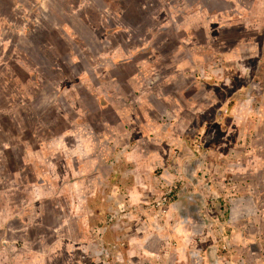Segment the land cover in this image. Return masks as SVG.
Instances as JSON below:
<instances>
[{
  "label": "rangeland",
  "instance_id": "rangeland-1",
  "mask_svg": "<svg viewBox=\"0 0 264 264\" xmlns=\"http://www.w3.org/2000/svg\"><path fill=\"white\" fill-rule=\"evenodd\" d=\"M105 92H112V97L105 100L109 106L101 109L102 114L129 108L130 115L132 108L141 106L145 117L137 126L125 112L123 122L114 123L113 129L130 136L122 142L119 135L120 145L111 148L108 164L97 159L100 170L117 172L116 158H125L128 145L142 144V151L151 153L149 171L159 189L145 201L115 202L107 216L104 207L94 208L87 192L94 188L90 195L94 204H104V181H89L92 169L84 162L107 151L99 144L94 151L86 150L89 140L92 143L90 131L99 130L94 126L95 100ZM128 122L141 132H131ZM77 130L73 137L81 143L80 172L77 178L70 175L64 180L79 183L78 196L71 194L79 208H71V196L53 194L44 201L34 196V208L40 205L48 211L64 206L59 216L64 225H51L58 220H52L51 211L41 220L34 211L36 217L25 228L16 222L17 228L9 231L0 223L4 236L0 264H88L84 258H70L61 235L68 232L73 216L84 218L91 208L97 225L105 217L104 226L115 223L126 232L107 244L113 252L127 249L137 235L145 239L154 228L151 224L171 235L175 264H187L178 254L189 253L194 245L185 243V250L173 237H178L174 229L178 223L192 226L193 240L201 242L206 241L201 235L204 224L210 222L208 240L221 244L224 252L231 250L226 241L232 239V222L245 226L257 243L261 241L264 0H0V178L5 176L9 183L12 170L24 171L22 166L19 171L23 152L37 173L32 176V188L58 186L57 177L73 165L71 146H65L72 144L70 134ZM26 140L29 143L24 146ZM219 184L227 195L216 198L212 194ZM208 185L210 193L205 190ZM186 187L203 199L202 209L183 203L173 209ZM11 192L22 196L18 186ZM248 193L252 208L237 209L232 217L230 200L249 204L243 197ZM221 198L226 199L225 205ZM139 219H147L146 224L137 225L135 233L127 232ZM241 255L240 260L246 256ZM227 256L234 258L232 251Z\"/></svg>",
  "mask_w": 264,
  "mask_h": 264
},
{
  "label": "crops",
  "instance_id": "crops-1",
  "mask_svg": "<svg viewBox=\"0 0 264 264\" xmlns=\"http://www.w3.org/2000/svg\"><path fill=\"white\" fill-rule=\"evenodd\" d=\"M237 17L241 19V14L237 13ZM217 45V44H216ZM217 48L219 50V46L217 45ZM197 54V53H195ZM204 54V53H203ZM201 56L199 57L201 59ZM198 58V59H199ZM199 59V60H200ZM182 67V66H180ZM124 78V77H123ZM110 91V90H109ZM106 93V92H105ZM101 98H97L96 103L98 107L97 114L95 116V127H99V130H92L89 133V137H91L92 143L89 144L86 150L94 151L93 148L99 144L103 145V147H107V151L103 152L104 154H99L97 157L89 160L84 161L85 163H88L91 166V169L89 171L90 174H92L91 177H89L90 180H96L101 181V179L104 181L103 185V193L102 197L105 201L103 203L94 204L93 199L90 197L92 194L91 191L94 189L92 187H89L87 190L90 201L92 205L95 207H104L103 210L104 216H107V213L109 211L113 210V207L115 202L120 203H135V202H141L145 201V199L151 195L157 193L159 190L154 179L152 178V173L149 171L151 169V153L147 152L144 153V150L142 151V144L138 145V147H131L132 145H128L129 150L124 151L126 153L125 158H116L117 163L119 165L117 166L118 171L112 172V169L109 171H101L100 167L101 164L98 162L102 161V163L105 165L108 164L107 160L108 158H111L112 155V147L113 146H119L120 141L119 135H122V133L118 132V130L113 129V125L115 124H121L123 122V114L127 111L122 112L120 109L117 111L113 110V113L109 114H102L101 109H105L109 106L108 103H104L106 99L111 98V93L101 94ZM112 109L111 107H109ZM140 109L142 110L141 106ZM140 109H131L130 115H127L130 117L132 122L136 121L137 126H139L140 123H143L145 115L142 114ZM111 111V110H110ZM143 111V110H142ZM88 115V114H87ZM92 115H95V111L93 110ZM136 119V120H135ZM111 122L112 124L108 125V122ZM130 127H127L131 132L136 131V133L141 132L140 128H137L134 126H131V124L128 122ZM126 125V126H127ZM93 126V127H94ZM98 129V128H97ZM157 131V130H155ZM74 134H70L71 138L74 139L73 135L75 136L79 131H74ZM97 132H101L102 135L97 136ZM95 135V138L91 135ZM116 133L118 134L116 136ZM130 133V132H128ZM123 141H126V139L129 138V134L124 132ZM145 137V135H142ZM75 140V139H74ZM71 143H66V146H71L68 153L72 154L71 161L73 163L72 167L70 165V168H67L66 171H63L60 176L57 177L56 181L61 183L48 190V188L42 189V190H36L31 187L32 183V176L35 178L37 176V173L34 169H32V163L31 158L26 157L23 152H21L20 155V167L19 171H21V166L23 167L24 171L18 172L17 170H12L11 175V181L9 183L5 182V176H2L0 178V184L2 185L0 187V223L4 222L2 227L6 226L7 229L10 231L11 228L16 227L14 223L18 222V226H21L25 228L26 226L30 225L28 221L31 220L32 217H36V214L33 212L35 211L37 213V219L41 220V216L46 214L47 212L51 211V214L53 215L52 220H58L56 222L51 221V225L57 227H61L64 225V223L61 221L62 218L59 220V216H61V212L63 211L64 206L61 207H52L51 210L45 211V209L42 208L40 205H36L34 208L33 206V197L36 196L37 199H42V201L46 200L50 195H56V196H71L72 195L78 196V188L76 185H79V183L74 182L72 180V183H69L66 179L67 176L73 177L74 179L78 177L79 175V163L78 157L80 154V146L81 143L79 141L75 140ZM116 142V143H115ZM29 143L28 140L26 142L24 141L23 144L26 146V144ZM132 142H129L127 144H131ZM153 143V142H152ZM76 144V145H75ZM64 142L61 144V147L63 148ZM131 149V150H130ZM23 153V154H22ZM90 153V152H89ZM95 153V152H94ZM22 154V156H21ZM97 154V153H96ZM95 156V154H94ZM67 157V155H66ZM62 160V159H61ZM64 160V158H63ZM40 161L43 163H47L46 158L41 157ZM70 159L68 160L69 163ZM150 161V162H149ZM148 163V164H147ZM34 170V172H33ZM18 178V181L16 179ZM31 179V180H30ZM154 182H153V181ZM28 183V185H26ZM70 185V186H69ZM218 185V184H217ZM216 187V192L212 194V196L222 197L223 195H227V193H223L224 186ZM18 186L20 188V192L22 193V196L20 198L15 197L12 194V190L15 189V187ZM70 187V188H69ZM212 186L208 185V187H205V190L207 193H210ZM250 190V189H249ZM226 191V190H225ZM200 193V192H199ZM72 194V195H71ZM197 191H195L191 187H186L181 190L179 193V197L177 200L174 201L172 206L173 209H176L177 206H181L183 203L186 207L189 208H195V209H202L203 208V199H199V197H196ZM246 198L249 202V204H243L242 202H238L236 198H232L230 200V213L232 217L234 216V213L237 209L241 208H252L251 201L252 196L248 193V195L243 196ZM225 198H221L220 201H222L223 205H225ZM79 202V199H77ZM71 208L74 207V209H78L80 206V203L71 202ZM111 203V205H109ZM37 204V203H36ZM128 204V205H129ZM87 205V204H86ZM114 205V206H112ZM89 208L90 205L88 203L87 205ZM184 206V207H185ZM178 208V207H177ZM248 209V208H247ZM264 209V208H263ZM2 212H5V214H1ZM182 210L179 212L181 213ZM185 214V211H183ZM190 214L188 211L186 212ZM101 214V213H100ZM230 215V216H231ZM173 216H175V212H173ZM17 219V221H15ZM156 220V219H153ZM207 220V219H205ZM101 221V218H100ZM147 219H139L137 223L133 227L130 228L127 232H133L135 233L136 226L140 224H146ZM247 225H250V220L247 218ZM188 223L191 222V217H188L187 221ZM28 223V224H27ZM118 223V222H116ZM115 224V223H114ZM114 224H111V226H104L105 225V217L103 221L100 223V225L96 224V214L92 212V208L88 209L87 216L85 215L84 218H81L77 215L73 216V219L71 220V225H68V232L64 235H61L63 237V240L66 241L65 245L70 249V258L73 260H78L80 258H84L88 264H92V261H95L96 263L101 264H175L176 257L175 254L172 253V251L176 250V248L172 247L169 242L170 234L167 235L164 233H161L158 226L151 224L154 226V228L151 231V234L147 236L145 239L141 238V236L137 235L138 237L134 238L132 242L129 244V247L125 250H123L121 247H119L117 250L118 252H113L110 248V246H107V244L113 240L114 238L118 236H122L125 233L121 231L120 226H114ZM104 226V227H103ZM97 227V228H96ZM232 234L229 241H226V244L231 246V250H227V252H233V259L229 258L227 255V252H224L223 248L221 247V244H216L213 240H208L209 234L211 232L212 227H210V222H205L204 229L202 230L201 235H203V238L206 239V241L201 240V242H198L195 240L193 242V237L191 236V233H196L195 230H193L192 226L188 227L182 226L180 223H178V227L175 226V230L178 232V237L175 234L173 237H176L179 240V244H184V249L186 250V244L185 243H191L193 246L189 253L182 254L180 252V258L183 262L187 260V264H264V235L261 237V241L259 240L258 243L256 239H253L250 237L251 234L249 232L245 231V226H241L235 222H232ZM17 228V227H16ZM103 228V229H102ZM97 229L101 233H97ZM249 229V228H247ZM57 230V229H56ZM20 231L19 230H12ZM123 231H126V229H123ZM60 236V235H59ZM182 236H185L182 237ZM253 236V235H251ZM255 236V235H254ZM4 236L0 234V239H2ZM197 238V237H196ZM60 241V240H59ZM164 243L166 245H164ZM104 244V246H103ZM195 244H200L199 247L195 246ZM160 245V246H159ZM259 246V250H258ZM173 248V249H172ZM198 250H201V252H198ZM204 253H203V252ZM245 258L242 260H245L246 262H243L240 260L241 254L244 255ZM232 255V254H231ZM8 257L11 258V255L8 254ZM231 257V256H230ZM113 258V259H111ZM171 260V261H170ZM73 261H71L72 263ZM177 263V262H176ZM59 264V263H58Z\"/></svg>",
  "mask_w": 264,
  "mask_h": 264
}]
</instances>
